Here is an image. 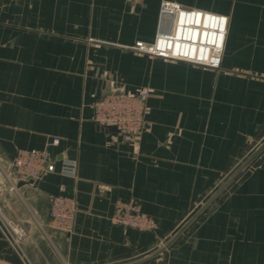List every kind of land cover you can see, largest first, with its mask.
Listing matches in <instances>:
<instances>
[{
  "label": "crops",
  "instance_id": "1",
  "mask_svg": "<svg viewBox=\"0 0 264 264\" xmlns=\"http://www.w3.org/2000/svg\"><path fill=\"white\" fill-rule=\"evenodd\" d=\"M163 1L0 0V213L27 233L15 246L0 224V264H264V0H168L229 18L218 70L134 51L169 29ZM141 88L137 138L93 120L110 90ZM34 149L76 160V176L11 190L4 172ZM61 194L69 233L50 224ZM131 199L155 231L112 224Z\"/></svg>",
  "mask_w": 264,
  "mask_h": 264
},
{
  "label": "built area",
  "instance_id": "2",
  "mask_svg": "<svg viewBox=\"0 0 264 264\" xmlns=\"http://www.w3.org/2000/svg\"><path fill=\"white\" fill-rule=\"evenodd\" d=\"M189 14H195L197 21L200 18L203 24L200 25L196 21L189 27L187 22L183 21ZM160 16L162 26L164 23L168 24L169 29L164 30L162 27L153 44L136 42L133 46L134 51L143 55L187 62L209 69L221 67L228 33L229 18L227 16L184 8L180 4L168 0L161 3ZM208 16L212 21L214 19V27L205 24ZM187 29L189 31L186 36ZM191 34L193 38H191ZM211 35L217 40L216 43L209 41ZM184 41L187 42L186 48L183 46ZM149 93L147 89L139 90L136 93L110 90L93 103V120L104 128L115 127L126 141L134 140L142 132L151 111L148 104ZM59 143V138L52 140L53 145ZM77 170L78 162L76 160L67 158L57 160L46 151L34 149L19 150L12 161L11 169L4 173L10 182L11 190H15L22 182L34 183L55 172L73 177L76 176ZM49 203L50 224L63 232H71L77 211L75 199L61 194L51 196ZM111 222L118 226L136 228L142 232H152L157 228L156 222L143 213L138 202L132 199L118 200L115 203ZM0 224L7 231L14 245L19 246L27 234L26 230L5 218L1 213Z\"/></svg>",
  "mask_w": 264,
  "mask_h": 264
},
{
  "label": "bare ground",
  "instance_id": "3",
  "mask_svg": "<svg viewBox=\"0 0 264 264\" xmlns=\"http://www.w3.org/2000/svg\"><path fill=\"white\" fill-rule=\"evenodd\" d=\"M183 16H184V15H183ZM188 16H189V17H188ZM188 16H187V19H184V20H183L184 23L187 22L186 24H187L188 26H189L190 24H192V23L195 24L196 21H197V17H195V14H191V15L189 14ZM197 22H198V24H200V25L203 24V21H202V19H200V18L198 19ZM205 24H206L207 26L212 25V26L214 27V19H213V21H212L211 17L208 16L207 19H206V21H205ZM189 27H190V26H189ZM188 31H189V30L187 29V30H186V36H187V32H188ZM192 34H193V33H192ZM192 34H191V35H192ZM191 38H193V35H192ZM209 41H210L211 43H214V42L216 43V42H217V40L214 38L213 35H211V37L209 38ZM183 43H184V45H183L184 48H186V47H187V45H186L187 42L184 41ZM177 45H178V44H177ZM173 47H174V46H173ZM173 47H172V48H173ZM176 48H177V47H176Z\"/></svg>",
  "mask_w": 264,
  "mask_h": 264
},
{
  "label": "rangeland",
  "instance_id": "4",
  "mask_svg": "<svg viewBox=\"0 0 264 264\" xmlns=\"http://www.w3.org/2000/svg\"><path fill=\"white\" fill-rule=\"evenodd\" d=\"M140 54V53H139ZM143 55V54H142ZM145 56H148V55H145ZM151 58H158V59H161L164 63H166V64H180V63H185V64H189V65H192V66H195V67H197V65H193V64H190V63H187V62H182V61H175V60H170V59H162V58H159V57H155V56H150ZM200 67V66H199ZM203 68H205L206 69V67H203ZM209 69V68H208ZM220 69V68H219ZM211 70H218V69H211ZM143 89H148V88H141V89H139V90H143ZM138 90V91H139ZM137 91V92H138ZM74 222H75V220H74ZM74 226V225H73ZM134 229H136V228H134ZM138 230V229H137ZM154 230H156V229H154ZM154 230H152V232L154 231ZM140 231V230H139ZM151 232V231H150Z\"/></svg>",
  "mask_w": 264,
  "mask_h": 264
},
{
  "label": "water",
  "instance_id": "5",
  "mask_svg": "<svg viewBox=\"0 0 264 264\" xmlns=\"http://www.w3.org/2000/svg\"><path fill=\"white\" fill-rule=\"evenodd\" d=\"M164 25H165V23L163 24V26H164ZM109 130L118 132L117 129H116L115 127H110ZM235 176H236V174H235ZM235 176H234V177H235ZM21 184H23V182L20 183V185H21ZM212 200H213V198L210 200V202H211ZM181 232H182V230H181ZM181 232H179V233L177 234V236L180 235ZM175 238H176V237H175ZM175 238H174V239H175ZM174 239H173V240H174ZM173 240H172V241H173ZM172 241H171V242H172ZM171 242H170V243H171ZM170 243H169V244H170ZM169 244H168V245H169ZM168 245H167V246H168ZM163 250H164V249H163ZM163 250H160L159 252H157L156 254H154V255H152V256H150V257H148V258H152V257L158 255V254H159L160 252H162ZM148 258H147V259H148Z\"/></svg>",
  "mask_w": 264,
  "mask_h": 264
}]
</instances>
